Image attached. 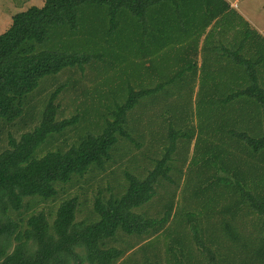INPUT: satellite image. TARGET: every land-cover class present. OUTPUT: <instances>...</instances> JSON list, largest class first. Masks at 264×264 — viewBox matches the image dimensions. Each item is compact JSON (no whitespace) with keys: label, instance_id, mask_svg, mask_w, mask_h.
<instances>
[{"label":"trees","instance_id":"obj_1","mask_svg":"<svg viewBox=\"0 0 264 264\" xmlns=\"http://www.w3.org/2000/svg\"><path fill=\"white\" fill-rule=\"evenodd\" d=\"M227 9L225 0H43L41 6L32 5L12 16L9 28L0 34V264H114L123 251L107 248L105 241L113 239L118 231L147 237L162 230L170 207L159 220L145 218L134 210L153 199L159 180L174 182L167 178V163L176 148V139L171 138L161 157L154 159L155 168L142 180L126 173L127 186L121 196L95 198L92 216L97 221L75 222L77 197L60 203L51 225L41 212L21 214L25 199H53L58 185L91 170H104L118 140L133 144L129 112L145 95L162 89L164 82L182 80V72L195 70L201 33ZM172 42L183 44L186 55L192 52L195 56L194 61L187 55V62L182 59L177 63L171 54ZM127 49L150 62L145 80L151 77L155 87L143 89L142 82H135L132 75L121 74L123 69L115 63L119 51ZM163 50L165 54L158 55ZM155 57L160 60L158 66L153 64ZM65 73L67 79L62 82L59 78ZM242 80L245 86L227 96L221 105L234 97H248L260 107L259 116L255 115L260 119V109L264 115V90L254 74ZM85 81L94 86L89 87ZM122 81L126 82L123 91ZM49 82L54 89L46 91ZM126 89L127 95L122 98ZM65 97L70 98L75 110L69 118L62 117ZM92 108H98V112L94 111L91 123L79 129L92 115ZM241 122L239 115L238 124ZM257 124L263 127L262 122ZM239 127L230 126L232 135L226 132L230 139L225 141L234 143L230 145L232 150L245 151L250 163L244 169L235 167L233 155H227L228 164L222 171L232 178V182L226 181L233 184V189L223 181L224 190L214 192L212 199L218 213L231 215L233 221L247 212L256 214L264 242V133L257 137L252 132H240ZM183 136L186 141L195 139L196 152L199 141L195 133ZM59 138L61 143L56 148L36 156L39 147ZM182 194L200 204L196 199L199 193L188 195L185 190ZM219 199L224 202L221 207L217 205ZM172 202L173 198L169 206ZM187 212L183 223L192 224L190 218L196 219V214L189 209ZM173 241L180 250L179 255H173L172 264L188 263L191 253L184 249V238L176 236ZM168 250L175 253L172 246ZM202 252H206L209 264H217L208 247L203 246ZM257 253H263L261 259L256 258L257 264H264L262 245Z\"/></svg>","mask_w":264,"mask_h":264},{"label":"rangeland","instance_id":"obj_2","mask_svg":"<svg viewBox=\"0 0 264 264\" xmlns=\"http://www.w3.org/2000/svg\"><path fill=\"white\" fill-rule=\"evenodd\" d=\"M42 2L43 0H0V34L9 28L14 14L32 5L41 6ZM233 4L237 5V8L228 12L224 25L228 28L242 27V30L243 27L247 28L248 36L250 39L253 38L256 47L248 56L237 53V56L230 60L234 66H230L229 70L235 71L231 72V77H196L195 81L194 77H181L182 80H175L170 84L164 82L162 89H157L154 95H145L129 112L131 113L128 114L129 123L134 129L133 144L118 140L119 144L112 152L111 160L105 165L104 170H91L83 177H76L65 185H58L57 195L53 199H25L21 215L28 216L41 212L51 225L60 203L67 198L77 197L75 222L97 221L98 219L92 216L95 198L121 196L127 186L125 174H133L142 180L148 171L155 168L154 159L161 157V152L168 145L169 139H176L175 151L167 163L170 168L167 178L174 182L159 180L153 199L134 210L145 218L159 220L165 215L166 207H170L168 221L162 230L154 235L138 237L118 231L113 239L106 240L107 248L113 247L123 251L121 258L114 264H172L173 255H179L180 250L173 241L176 236L184 238V249L186 253L188 250L191 253L189 262H184L185 264H209L206 252H202L203 246L213 252L217 264H257L259 261L256 258L263 257V253L258 255L257 251L259 245L264 247V242L260 237L256 214L247 212L246 216L242 218L238 216L233 221L229 219L231 215L218 213L219 207L215 208L212 199L214 192L224 190L221 184L223 181L227 182L225 186L228 189H233V184L229 183L233 181L232 178L222 171L228 164L227 155H233V160H236L235 167L239 165L244 169L246 164L250 163L245 159V151L237 152L235 147L232 150L230 145L234 143L230 144V140L226 143L225 138L230 139L229 135H232L229 132L230 126L236 129L237 125H240L238 129L240 132H252L253 136L258 134L262 136L264 133V115L260 109L261 118L256 119L260 107L253 99L239 96L221 105L227 96L245 86L243 77H252L254 74L258 78L259 87L264 90V30L253 29L255 26L264 27V0H235ZM235 36L239 37L240 34ZM249 42L251 41L247 40L245 44L251 48ZM249 48L245 50L248 51ZM119 52L117 55L119 59L115 64L123 69L120 70L121 74H128V77L132 75L135 82H142L143 89L155 87V82L150 81L151 77L145 80V77H148L145 74L149 72L147 67L149 61L137 57L134 53L130 54L128 49ZM165 52H159L158 55H164ZM153 61L154 65H159L158 58H153ZM126 70L129 72L126 73ZM222 74H225V71H222ZM66 76L68 74L65 73L59 80L65 81ZM96 79L101 81L102 78ZM125 83L121 82L122 91ZM85 84L91 88L94 86L88 81H85ZM53 89L49 82L46 91ZM92 95L94 97L93 93ZM126 95L127 89L122 98ZM62 102L66 106L62 117L69 118L75 112L70 105V98L65 97ZM88 103L90 104L91 100H88ZM145 103L148 106L144 105ZM92 109V115L87 117L86 123L79 125V129H83L93 120L98 108ZM239 115L242 125L238 124ZM245 117L248 118L246 122ZM257 121L262 122L263 127L258 125ZM186 132L190 135L192 132L195 133V138L199 141L196 152L195 139L186 141V137L183 136ZM69 133L71 136L75 135L73 131ZM233 138L234 141L237 140L235 135ZM238 140L243 142L241 137ZM60 143L61 138L55 139L49 146L39 147L36 156L41 157ZM185 190L188 195L191 192L199 193L200 196L196 199H199L200 204L191 202L190 198L183 196ZM171 198L173 202L169 206ZM219 202L220 199L217 205L221 207L224 202ZM201 204L207 208H202ZM188 209L197 217L190 218L192 224L183 223L185 214L188 215ZM226 225L229 226L228 229H225ZM195 235H199L198 240H195ZM169 246H172L174 254L168 250Z\"/></svg>","mask_w":264,"mask_h":264},{"label":"crops","instance_id":"obj_3","mask_svg":"<svg viewBox=\"0 0 264 264\" xmlns=\"http://www.w3.org/2000/svg\"><path fill=\"white\" fill-rule=\"evenodd\" d=\"M234 1L225 0L228 4V9L223 12L224 14L222 16L216 19L217 21L214 20L201 33L197 46L196 58L193 56L192 52L187 54L190 56L189 58L193 59V61L195 58L196 68L193 71L186 70L185 73L182 72L183 77H192V75L195 77H231L232 73H235V71L229 70L230 66H234L230 60L233 57H236L237 53L241 56L246 54V56H248V54L255 49L256 45L253 42V38H249L247 28L243 27L244 30H242V27L228 28L224 25L228 12L237 8V5L233 4ZM194 12L196 11L193 10L192 13ZM253 29L260 31L264 30V27L255 26ZM194 31L195 30H193V32ZM237 34H240V36L236 37L235 35ZM247 40L251 41L249 42L251 48L246 46L245 43ZM170 45L173 51L171 54L176 56V59L178 60L177 63L181 64L180 61L182 59L184 61L188 60L186 51H184V48L182 47L183 44L172 42ZM246 48H249V50L246 51ZM166 50L169 51V47H167ZM222 71H225V74H222ZM258 77L263 76L258 75Z\"/></svg>","mask_w":264,"mask_h":264}]
</instances>
